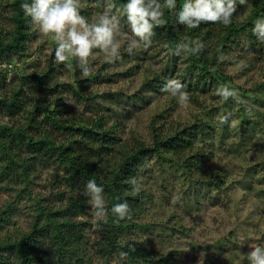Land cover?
<instances>
[{
    "label": "rangeland",
    "instance_id": "rangeland-1",
    "mask_svg": "<svg viewBox=\"0 0 264 264\" xmlns=\"http://www.w3.org/2000/svg\"><path fill=\"white\" fill-rule=\"evenodd\" d=\"M21 3L0 0V97L19 95V109L0 107V130L6 128L0 144L11 147L13 157L0 148V216L6 220L0 241L20 242L37 227L38 218L40 226H49L52 219L64 223L62 214L73 199L82 202L73 210L85 231L71 264H248L251 248L264 245V43L248 31L228 30L255 14L264 17V0H236L230 26L211 22L203 35L198 33L201 25L194 29L196 37L190 38L206 40L209 73L192 54L176 55V47L165 39L152 38L147 48L127 52L131 31L122 13L126 0H80L81 14L90 22L104 11L118 15L122 39L121 59L114 63L94 50L93 71L86 78L75 58L54 62L55 41L34 28L30 18L22 45L5 49L17 35L14 16ZM165 78L186 86V103L160 91ZM221 86L235 95L224 99L217 94ZM225 115L228 120L221 123ZM53 120L96 134L109 132L111 146H90L110 150L109 156L119 158L139 145L152 147L158 136L192 133L195 150L187 156L201 157L192 168L175 164L179 159L173 155L145 160L137 177L144 206L116 237V250L106 253L101 223L125 225L129 219L111 223L104 197L107 214L94 221L84 190L65 178L66 162L29 149L24 139H7L10 131L23 130L41 138L38 129L50 131ZM95 121L102 129L92 127ZM72 138V132L55 130L56 144L67 146ZM39 247L52 250L54 242L48 237ZM126 249L144 251L148 260Z\"/></svg>",
    "mask_w": 264,
    "mask_h": 264
},
{
    "label": "trees",
    "instance_id": "trees-1",
    "mask_svg": "<svg viewBox=\"0 0 264 264\" xmlns=\"http://www.w3.org/2000/svg\"><path fill=\"white\" fill-rule=\"evenodd\" d=\"M180 3H182V0H177V8ZM15 10L14 21L17 26V35L14 37V42L6 46V50H11L22 45V40L26 36L24 30L28 28V18L24 16L23 10L21 11L19 8ZM261 16L262 14H255L254 17L239 26V28H231L228 31H231V34H242L247 31L249 34H252L254 21L257 17ZM164 17L166 21L165 23L154 26L153 39H165L171 45L176 47V45L185 37H196L194 29H186L183 26L175 24L174 9H168L165 7ZM205 24L211 25V22L202 23L198 33L203 35V30L205 31L209 29ZM210 34L211 30H208V43L211 39ZM199 41L204 44V48L198 54L193 56L196 59L195 61L204 68L205 73H209V67L206 64L209 61L206 58V55L203 54L206 50V40L204 38ZM18 96V94H15L12 100L0 97V107L6 108L11 112L15 111V108L16 110L19 109V104L17 102L19 98ZM53 118L55 117H49V120H52ZM51 127L50 131L44 130V133L42 132V128L41 130L38 129L39 132L43 134L41 135V138L36 139L32 134L29 132L26 133L23 130L18 132L10 131L7 134V139H10L12 143L17 139H20L21 141L24 139L26 142H23V144L28 146L29 149L34 148L42 153L57 155V159L66 162L67 168L65 178L70 181V185L74 188L84 190L85 184L88 180H96L97 184L104 189L103 195L108 203L109 209L111 204L116 202L118 198L128 201L130 215L124 217L129 219L127 224L110 225L109 222L101 223V247L106 253H113L116 250V237L123 231L129 229V226H131L129 223L131 216L138 211H141L144 206V195L141 194L140 191L135 193L131 191L132 185L129 183V179L130 177H138V172L143 166L145 160L148 157L153 156L162 159L163 155H173L179 159L175 164L180 167L184 166L192 168L193 165H196L198 157H201L200 154L187 156L188 154L194 153L195 150L194 139L190 137L192 133L169 135L167 137L158 136L155 138L152 147L139 145L137 148H134L132 152H121L122 156L117 158L118 154L109 156L111 151L106 148L98 150V147L95 150L90 147L95 142L111 146L113 144V138L107 131H102V134H96L94 131L87 130L83 127H78L76 129L75 124H69L67 126L66 122H63L62 120H53ZM92 127L102 129L99 121L92 122ZM5 130L6 128H1L0 135L2 134L1 132H4ZM55 130L57 132L67 131L69 134L72 132L74 138L68 141L67 146L61 143L56 144L54 140ZM0 148L4 152V156H9L11 159L13 158L10 152L11 147H6L1 143ZM80 198L83 200L85 197L81 196ZM80 206H82L81 200L74 201L72 199L65 212L67 213L69 209H71L69 211L70 214H62L64 218L61 219H64V223H57L56 220L52 219L50 220L49 226H40L39 224L42 220L38 218L36 223L37 227L31 232L25 233L20 242H10V240L0 241V264H71L74 256L78 252V248L82 244V235L85 231L83 223L76 222L74 219L76 214L73 209H75V207L79 208ZM48 219L50 218L48 217ZM112 220H116L117 222L115 221V223L123 222L112 217L111 223H113ZM5 221L4 216H0V227H2L1 225H4ZM52 221H54L55 224H53ZM52 227L54 228V234H52ZM48 237L54 242L53 249H41L39 246L42 245V242ZM126 250L131 255L137 254L148 260L147 254L144 251Z\"/></svg>",
    "mask_w": 264,
    "mask_h": 264
},
{
    "label": "clouds",
    "instance_id": "clouds-1",
    "mask_svg": "<svg viewBox=\"0 0 264 264\" xmlns=\"http://www.w3.org/2000/svg\"><path fill=\"white\" fill-rule=\"evenodd\" d=\"M177 0H126L122 13L126 16L130 27L131 38L127 42L126 51L132 53L140 45L147 48L152 42L154 26L165 23L164 8L174 9L175 24L186 29H196L202 23L212 22L224 26L233 23L236 11V0H182L176 7ZM20 8L29 23L38 31L55 41L54 62L62 64L69 58H75L82 77H88L93 71L90 58L98 49L108 63L121 59L122 39L120 38V17L110 11L97 15L90 22L81 14L80 0H22ZM252 34L264 43V17H257L252 27ZM204 48L199 40L185 37L176 45L175 54H198ZM186 86L175 78H165L160 91L177 99L181 105L189 99ZM217 94L227 99L235 93L221 86ZM228 116L220 117L225 123ZM131 191L137 192L141 182L137 177H130ZM104 189L96 180H88L84 187V195L94 221L107 214L105 208ZM114 219L130 215L129 204L125 199H117L110 207ZM248 264H264V245L256 246L246 254Z\"/></svg>",
    "mask_w": 264,
    "mask_h": 264
}]
</instances>
